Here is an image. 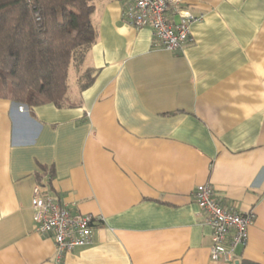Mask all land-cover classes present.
Masks as SVG:
<instances>
[{
	"label": "crops",
	"instance_id": "0c3cea01",
	"mask_svg": "<svg viewBox=\"0 0 264 264\" xmlns=\"http://www.w3.org/2000/svg\"><path fill=\"white\" fill-rule=\"evenodd\" d=\"M92 3L96 40L70 70V106L0 99V264H222L192 199L205 184L254 215L235 263L264 264V0H186L204 19L173 52L126 21L123 0ZM40 176L97 219L92 244L60 262L32 219Z\"/></svg>",
	"mask_w": 264,
	"mask_h": 264
},
{
	"label": "trees",
	"instance_id": "16d2710c",
	"mask_svg": "<svg viewBox=\"0 0 264 264\" xmlns=\"http://www.w3.org/2000/svg\"><path fill=\"white\" fill-rule=\"evenodd\" d=\"M92 1L0 0V99L29 109L70 106V70L84 65L96 40ZM94 77L91 68H84L79 91ZM44 175L50 180L49 170Z\"/></svg>",
	"mask_w": 264,
	"mask_h": 264
},
{
	"label": "built area",
	"instance_id": "2783aa9c",
	"mask_svg": "<svg viewBox=\"0 0 264 264\" xmlns=\"http://www.w3.org/2000/svg\"><path fill=\"white\" fill-rule=\"evenodd\" d=\"M123 1L126 21L136 28H150L158 46L166 51L180 50L191 41V28L204 19V14L193 13L185 6L186 0ZM192 199L211 229L210 261L234 264L236 250L246 246L253 213L240 214L224 207L209 184L198 185L192 192ZM31 207L36 232L53 240L56 262L66 253L92 244L97 219L73 213L55 200L49 193L47 177L35 185Z\"/></svg>",
	"mask_w": 264,
	"mask_h": 264
},
{
	"label": "rangeland",
	"instance_id": "374dc122",
	"mask_svg": "<svg viewBox=\"0 0 264 264\" xmlns=\"http://www.w3.org/2000/svg\"><path fill=\"white\" fill-rule=\"evenodd\" d=\"M69 85H70V92H72L74 88L72 87V83H71V71H70V81H69Z\"/></svg>",
	"mask_w": 264,
	"mask_h": 264
},
{
	"label": "water",
	"instance_id": "95a60500",
	"mask_svg": "<svg viewBox=\"0 0 264 264\" xmlns=\"http://www.w3.org/2000/svg\"><path fill=\"white\" fill-rule=\"evenodd\" d=\"M235 264H237V263H235Z\"/></svg>",
	"mask_w": 264,
	"mask_h": 264
}]
</instances>
